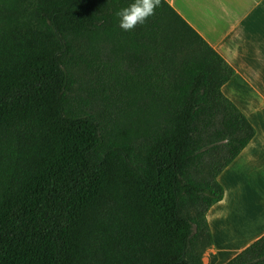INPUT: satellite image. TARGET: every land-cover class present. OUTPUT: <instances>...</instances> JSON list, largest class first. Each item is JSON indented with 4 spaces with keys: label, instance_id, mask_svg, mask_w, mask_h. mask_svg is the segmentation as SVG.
<instances>
[{
    "label": "trees",
    "instance_id": "1",
    "mask_svg": "<svg viewBox=\"0 0 264 264\" xmlns=\"http://www.w3.org/2000/svg\"><path fill=\"white\" fill-rule=\"evenodd\" d=\"M131 2L0 0V264H203L217 178L255 130L215 50L165 0L121 29ZM226 264H264V235Z\"/></svg>",
    "mask_w": 264,
    "mask_h": 264
},
{
    "label": "crops",
    "instance_id": "2",
    "mask_svg": "<svg viewBox=\"0 0 264 264\" xmlns=\"http://www.w3.org/2000/svg\"><path fill=\"white\" fill-rule=\"evenodd\" d=\"M165 1L234 70L221 91L255 130L218 176L223 198L206 214L205 251L226 264L264 235V0Z\"/></svg>",
    "mask_w": 264,
    "mask_h": 264
},
{
    "label": "rangeland",
    "instance_id": "3",
    "mask_svg": "<svg viewBox=\"0 0 264 264\" xmlns=\"http://www.w3.org/2000/svg\"><path fill=\"white\" fill-rule=\"evenodd\" d=\"M92 91V94H91ZM90 92V100L96 111L109 121H120L125 115L124 101L121 96L102 84L95 78H90L85 74H78V82L74 86V94L77 96H87ZM207 252H202L201 260L203 264L208 263Z\"/></svg>",
    "mask_w": 264,
    "mask_h": 264
},
{
    "label": "clouds",
    "instance_id": "4",
    "mask_svg": "<svg viewBox=\"0 0 264 264\" xmlns=\"http://www.w3.org/2000/svg\"><path fill=\"white\" fill-rule=\"evenodd\" d=\"M159 5V0H132L124 8L116 12L119 27L125 31L133 30L138 24H143Z\"/></svg>",
    "mask_w": 264,
    "mask_h": 264
}]
</instances>
